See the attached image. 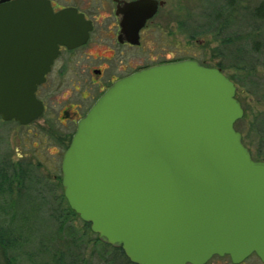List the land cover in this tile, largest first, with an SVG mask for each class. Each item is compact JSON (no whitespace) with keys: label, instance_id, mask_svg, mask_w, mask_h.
<instances>
[{"label":"water","instance_id":"water-1","mask_svg":"<svg viewBox=\"0 0 264 264\" xmlns=\"http://www.w3.org/2000/svg\"><path fill=\"white\" fill-rule=\"evenodd\" d=\"M164 2L129 5L132 43ZM91 23L42 0L0 2V117L40 118L36 91L60 53ZM220 70L184 60L115 82L79 121L64 153V197L98 239L133 264L264 263V160L236 131L244 110Z\"/></svg>","mask_w":264,"mask_h":264},{"label":"rangeland","instance_id":"rangeland-1","mask_svg":"<svg viewBox=\"0 0 264 264\" xmlns=\"http://www.w3.org/2000/svg\"><path fill=\"white\" fill-rule=\"evenodd\" d=\"M165 1L137 57L146 58L151 47L155 63L194 60L220 70L238 88L244 110L235 129L253 159L264 160V0ZM41 124L0 117V264H127L98 244L80 217L66 214L59 144L75 133H48ZM12 178L10 191L4 179ZM207 264L233 263L214 257ZM243 264L261 261L253 255Z\"/></svg>","mask_w":264,"mask_h":264},{"label":"flooded vegetation","instance_id":"flooded-vegetation-1","mask_svg":"<svg viewBox=\"0 0 264 264\" xmlns=\"http://www.w3.org/2000/svg\"><path fill=\"white\" fill-rule=\"evenodd\" d=\"M42 1L49 3L55 13L74 9L92 26L89 39L84 45L75 49L60 47V53L46 75L45 83L36 91L37 99L44 106L42 115L36 121L42 120L41 127L45 132L75 133L79 121L115 82L141 70L168 64L155 63L157 59L151 57L154 51L150 50L151 47L146 50L149 51L146 58L137 57L136 54V50L144 46V41L150 40L151 23L165 7V0H156L164 2V5L158 7L155 16L139 31L138 45L130 41V37L135 34V23L125 31L123 20L129 5L139 0ZM67 138L70 140L59 144L62 160L72 140L69 136ZM43 143H46V139ZM55 148L59 149L57 146ZM225 257L229 256L220 258ZM261 264L264 263L261 261Z\"/></svg>","mask_w":264,"mask_h":264},{"label":"trees","instance_id":"trees-1","mask_svg":"<svg viewBox=\"0 0 264 264\" xmlns=\"http://www.w3.org/2000/svg\"><path fill=\"white\" fill-rule=\"evenodd\" d=\"M261 16V15H260ZM11 168H13V167H11ZM12 171H14L13 172V174H15L14 175V177L17 175V171H16V169L14 170V168L12 169ZM6 182H8L9 183V185H10V188H9V190L11 191V186L13 185V183L15 182V180H14V178H12V179H10V180H7V179H4ZM62 199H63V201L66 203V214H68V215H72V216H74V217H77V218H79V216L70 208V206L68 205V202L66 201V199H65V197H64V194H63V196H62ZM68 215H66V216H68ZM68 219H66V217H65V219L62 221V225H64V223L67 221ZM86 225L89 227V228H91V226H90V224H87L86 223ZM91 230V229H90ZM96 240L95 241H97V243L98 244H103L104 246H106V247H112V246H110V245H107V244H105V243H103V242H101L99 239H98V236L96 235ZM1 240H2V238H1ZM2 243H4V246L5 247H8V243H5V241H2ZM105 248V247H104ZM113 249H115L117 252H119V254L122 256V258L124 259V262H126L127 264H133V263H131L130 261H129V259L125 256V254H124V252H123V250L121 249V248H114V247H112Z\"/></svg>","mask_w":264,"mask_h":264}]
</instances>
